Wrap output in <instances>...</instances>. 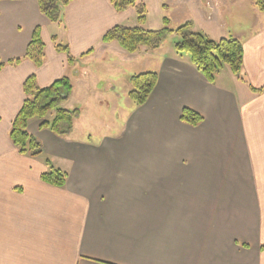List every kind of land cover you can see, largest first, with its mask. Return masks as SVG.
<instances>
[{
    "label": "crops",
    "instance_id": "crops-1",
    "mask_svg": "<svg viewBox=\"0 0 264 264\" xmlns=\"http://www.w3.org/2000/svg\"><path fill=\"white\" fill-rule=\"evenodd\" d=\"M189 3L196 31L242 42L243 80L224 67L211 84L173 46L127 53L102 42L111 27L136 24L133 7L72 0L50 22L37 0H0V61L21 56L35 26L45 52L40 67L21 59L0 69V264H264V14L253 0ZM148 70L157 72L152 92L115 133L91 141L74 137L73 125L58 136L32 118L42 155L21 154L9 139L30 74L39 87L67 76L66 108L76 86L86 102L98 73H113L106 87L120 92L93 101L114 110L132 103L128 78ZM184 107L202 122H181ZM45 158L66 172L64 186L40 179Z\"/></svg>",
    "mask_w": 264,
    "mask_h": 264
},
{
    "label": "trees",
    "instance_id": "trees-1",
    "mask_svg": "<svg viewBox=\"0 0 264 264\" xmlns=\"http://www.w3.org/2000/svg\"><path fill=\"white\" fill-rule=\"evenodd\" d=\"M72 0H37L39 11L50 21L58 22L62 16V8ZM114 10L121 12L133 7L136 13V22L143 24L146 17V6L139 0H109ZM162 8L166 9L168 0H163ZM254 7L264 14V0H253ZM115 25L107 30L101 41L109 43L115 41L127 53H134L141 47L146 50L159 48L166 38L175 34L174 52L179 56L187 55L189 63L211 84L215 76L227 67L238 79L243 80V45L232 36L221 37L217 40L204 33L194 31L190 21L172 29L169 20L163 18V26L159 29H144L141 26ZM53 41L55 38L53 37ZM56 51L64 53L67 62L72 63L75 58L70 55L68 46L55 42ZM90 51H87L88 54ZM45 58L44 43L40 35V27L35 26L29 41L21 56L0 61V69L6 65H15L21 59H27L35 67H40ZM157 80V72L153 70L132 74L128 78L127 97L139 107L148 99ZM24 100L15 115L9 129V139L19 153L31 157L42 155V147L38 139L28 133L27 124L30 119H41L40 128L48 129L58 136L67 135L72 129L73 120L79 115L78 109H66V102L72 93V84L67 76L57 78L45 87H39L35 74H30L23 81ZM179 119L190 126H197L202 122V116L187 107L182 108ZM46 170L40 174V179L49 185L62 187L67 174L54 167L49 159H44Z\"/></svg>",
    "mask_w": 264,
    "mask_h": 264
},
{
    "label": "rangeland",
    "instance_id": "rangeland-1",
    "mask_svg": "<svg viewBox=\"0 0 264 264\" xmlns=\"http://www.w3.org/2000/svg\"><path fill=\"white\" fill-rule=\"evenodd\" d=\"M144 4H146V21L145 24H136L134 26H141L144 29H159L163 26V18L166 17L169 20V27L174 29L179 25H182L188 21L192 23V29H194L195 25H201V22L197 23L198 16L197 12L191 7L189 0H172L167 1V8L163 9L162 4L163 0H140ZM132 23V22H131ZM134 23V22H133ZM132 27V26H130ZM199 32H202L199 30ZM203 33V32H202ZM205 34V33H204ZM208 36L207 34H205ZM209 37V36H208ZM178 37L175 34H171L164 41V48L168 46H173L175 41H177ZM152 60H150V63ZM143 67H149L148 64H145ZM227 68V67H225ZM132 70V69H130ZM110 77V79H114L115 75L110 73L109 75L105 72L100 71L97 75V85L96 88L99 89L96 95H87L85 97L86 102H77V98L79 96L78 86H76V95L72 101L66 106V109H78L79 115L73 120L72 126L77 125L78 129L76 133H72L74 137H84L88 138L91 141H95L98 139L100 135L103 134H111L115 133L118 129H120V125L122 121L129 113V111L135 106L133 103L130 105H126L124 102L119 103L114 110H112L113 105L110 104H101L98 101H93L94 97L97 99H111L115 98L114 92L119 93L120 90L118 88H114L113 91L106 84L107 81L105 78ZM125 95L120 96V98H124Z\"/></svg>",
    "mask_w": 264,
    "mask_h": 264
}]
</instances>
